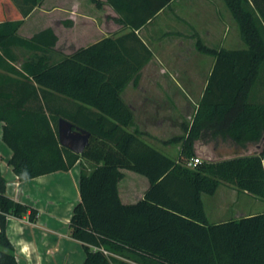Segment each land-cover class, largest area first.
<instances>
[{
    "label": "trees",
    "instance_id": "1",
    "mask_svg": "<svg viewBox=\"0 0 264 264\" xmlns=\"http://www.w3.org/2000/svg\"><path fill=\"white\" fill-rule=\"evenodd\" d=\"M37 1L24 0L28 7L22 8L14 0H0L1 139L20 181L84 162L79 200L67 223L70 236L83 246L82 264H264V211L209 222L201 199L220 183L264 198V101L251 97L264 73V0H224L244 48L195 43L214 62L185 134L170 140L181 142L176 157L144 138L121 95L129 83L138 85L151 57L135 31L171 0H104L115 20L130 30L79 46L52 63L46 56L58 40L52 27L30 36L17 33ZM12 47L42 53L17 67ZM59 98L68 104L56 102ZM60 117L90 132L81 153L59 145ZM196 140L236 154L190 167ZM261 140L260 152L245 153ZM121 169L149 181L135 202L125 203L118 195ZM6 181L0 167V264H19L7 217L20 218L29 210L33 221L36 210L11 198Z\"/></svg>",
    "mask_w": 264,
    "mask_h": 264
},
{
    "label": "crops",
    "instance_id": "2",
    "mask_svg": "<svg viewBox=\"0 0 264 264\" xmlns=\"http://www.w3.org/2000/svg\"><path fill=\"white\" fill-rule=\"evenodd\" d=\"M99 1H101L100 6L93 2L89 3L91 11L93 8L109 11L98 14L97 18H89L95 27L94 34L98 36L83 45L103 37H120L130 30L115 20V11L104 3V0ZM135 32L153 54L148 62L155 59L157 63H162V61L170 63L173 61V54L180 52L202 53L195 46L197 40L208 46L213 38L215 48L245 47L240 37L238 24L224 0H171ZM230 38H237L240 44L235 46ZM83 45H78L76 48ZM213 62L214 56H211V64ZM251 97L254 101H264V73L260 75L252 88ZM1 125L0 122V167L7 180L5 191L14 200L36 210L33 221L29 219V210L20 218L12 215L7 217V235L14 245L19 264H69L72 249L66 246V238L58 228V217L54 210L58 206L60 197L64 196L68 184L73 181L77 184L79 175V170H76L77 164L69 171L50 172L20 181L7 163L11 151L1 139ZM218 147L225 148L226 146ZM168 155L175 157L172 153ZM73 171L76 173L75 177L66 176ZM121 172L123 173L122 179L125 175L124 169H121ZM129 180L131 184L133 180L136 181L137 185L130 190L128 188L122 190L123 197L120 196L118 190L121 201L124 199L125 203L140 199L149 186V181L144 175L138 179L131 176ZM138 184H140L139 187ZM201 199L209 222H219L264 211V198L225 183H220L211 195L202 194ZM78 200L79 192L75 202ZM68 237L73 239L71 236Z\"/></svg>",
    "mask_w": 264,
    "mask_h": 264
},
{
    "label": "rangeland",
    "instance_id": "3",
    "mask_svg": "<svg viewBox=\"0 0 264 264\" xmlns=\"http://www.w3.org/2000/svg\"><path fill=\"white\" fill-rule=\"evenodd\" d=\"M14 1L22 8L28 7L24 0ZM90 2L95 3L93 0H38L32 11L22 18L17 33L30 36L42 28L52 27L58 40L56 45L46 52V56L49 63L56 62L73 51L76 46L86 44L98 36L94 34L95 27L89 18H97L98 14H104L109 10L93 8L91 11ZM230 40L235 46L240 44L237 38ZM207 47H216L213 38ZM12 52L15 56L13 64L17 67L24 61L36 60L42 53L22 47H12ZM152 55L151 52V57ZM208 55L203 52L186 54L180 52L173 54V61L170 63L163 61L157 63L158 61L154 59L141 68L138 85L129 83L121 93L123 99L134 110L133 125L144 133L146 140L165 153L174 154L175 157L179 153L181 142L171 143L170 140L184 135L185 128L191 121L196 108L195 103L198 102L212 65V55ZM59 99L56 102L68 104L67 101ZM76 164V170H79L84 162ZM124 171L125 175L118 183L121 197H123L122 190L127 188L130 190L137 185L134 180L131 184L129 178L132 176L138 179L142 176L127 169ZM66 176L75 177L76 173L73 171ZM76 199H78V186L73 181L68 184L64 196L60 197L58 206L54 210L58 217V228L65 235L66 246L72 249L69 264H82L84 257L82 244L68 237L70 230L67 222L72 203Z\"/></svg>",
    "mask_w": 264,
    "mask_h": 264
},
{
    "label": "water",
    "instance_id": "4",
    "mask_svg": "<svg viewBox=\"0 0 264 264\" xmlns=\"http://www.w3.org/2000/svg\"><path fill=\"white\" fill-rule=\"evenodd\" d=\"M90 132L74 126L68 120L60 117L57 121V139L60 146H63L74 153H81L89 142ZM262 140L255 144H250L245 150L246 154L260 152ZM194 152L203 160L216 161L228 158L236 154L235 149L215 147L212 143H205L203 140L194 142Z\"/></svg>",
    "mask_w": 264,
    "mask_h": 264
},
{
    "label": "built area",
    "instance_id": "5",
    "mask_svg": "<svg viewBox=\"0 0 264 264\" xmlns=\"http://www.w3.org/2000/svg\"><path fill=\"white\" fill-rule=\"evenodd\" d=\"M201 160L202 159L200 157H198V156L192 157L187 162V165L190 166V167L195 166L196 164L200 163ZM104 252L107 253L106 251H104Z\"/></svg>",
    "mask_w": 264,
    "mask_h": 264
}]
</instances>
